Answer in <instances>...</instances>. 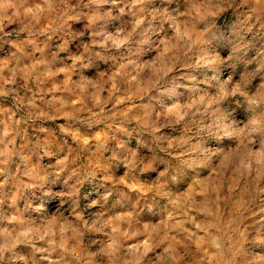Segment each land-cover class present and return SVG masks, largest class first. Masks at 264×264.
I'll return each mask as SVG.
<instances>
[{
  "label": "rangeland",
  "instance_id": "rangeland-1",
  "mask_svg": "<svg viewBox=\"0 0 264 264\" xmlns=\"http://www.w3.org/2000/svg\"><path fill=\"white\" fill-rule=\"evenodd\" d=\"M0 256L264 264V0H0Z\"/></svg>",
  "mask_w": 264,
  "mask_h": 264
},
{
  "label": "clouds",
  "instance_id": "clouds-1",
  "mask_svg": "<svg viewBox=\"0 0 264 264\" xmlns=\"http://www.w3.org/2000/svg\"><path fill=\"white\" fill-rule=\"evenodd\" d=\"M20 236L24 237V238H29L30 237V233L28 231H21L20 232ZM3 257L0 256V259H2Z\"/></svg>",
  "mask_w": 264,
  "mask_h": 264
}]
</instances>
